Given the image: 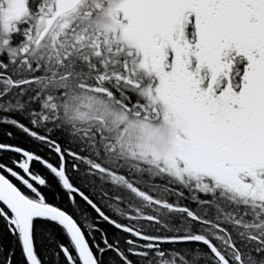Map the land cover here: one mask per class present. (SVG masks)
<instances>
[{
  "label": "snow or ice",
  "instance_id": "1",
  "mask_svg": "<svg viewBox=\"0 0 264 264\" xmlns=\"http://www.w3.org/2000/svg\"><path fill=\"white\" fill-rule=\"evenodd\" d=\"M0 264H264V0H0Z\"/></svg>",
  "mask_w": 264,
  "mask_h": 264
}]
</instances>
